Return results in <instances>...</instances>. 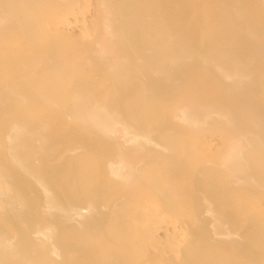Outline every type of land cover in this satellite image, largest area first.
<instances>
[{"label":"rangeland","instance_id":"rangeland-1","mask_svg":"<svg viewBox=\"0 0 264 264\" xmlns=\"http://www.w3.org/2000/svg\"><path fill=\"white\" fill-rule=\"evenodd\" d=\"M158 1L165 10L164 18L168 21L161 20L157 26L151 27L140 25V28L138 27L134 32L136 50L146 56L151 54L150 56L153 57L154 40L161 37L175 41L171 50H184L187 56L182 62L175 63L176 67L169 77L162 74L147 75L143 79V84L137 86L133 94L114 93L109 86L107 70L102 66H96L93 60L85 61L90 55L94 38L99 35L97 0H27L26 4L21 2L18 20L26 21L30 15L34 18L33 27L40 31L35 46L30 42V37L26 36L24 40L20 29L17 30L16 27L5 29L4 25L0 26V94L3 97L0 96V163L8 169L9 177L17 183V192L24 199L25 211L28 213L27 217L16 215L13 206L3 195L5 182L0 178V226L4 227L3 229L17 242L22 241L28 247L27 251L22 253L15 252V246L8 248L6 252L8 254H5L7 261L5 260L4 264H137L138 262L173 264L181 257L189 260L190 264H195L196 251L201 247L203 240L195 238L193 246L189 248L188 244L193 238L189 234L187 222L170 214L161 201L151 200L148 194H139L140 198H137L128 193L135 183L139 185H136L137 188H140V183H143L145 178L127 182L117 178L111 179L101 171L98 162L95 167L91 154L96 150L102 152L103 139L99 133L88 131L90 140L88 146L76 149L72 153L63 146L66 142L63 135L74 133L77 130L74 128L76 123L70 119L66 120L65 117L62 120L64 115L55 104L56 99L54 100L50 95V93L57 96L61 94L65 103L71 102L72 97L77 94H83L81 96L83 103H88V98L96 97L101 101L107 97L108 101L110 99L115 105L122 104L125 100L136 99L141 103V115L146 124L151 125L153 121L154 126L159 128L156 135L159 142L163 143L168 128H172V133L181 139V142L188 143L191 156L196 160L201 171L206 169L219 173L216 164L219 146H215L216 139L230 134L231 127L216 117L212 118L210 126L192 127L172 116L174 103L177 101L189 102L192 108H196L213 103L221 104V100L231 96L221 85V78L210 74L201 57L206 47L203 41L204 30L206 27L213 29L219 25L221 17L209 13L210 0ZM237 1L243 7L242 11L247 21L257 29L258 39L264 38V0ZM6 2L9 4L11 0ZM52 34L60 37L63 45L55 52L53 64L42 67L37 58L41 50L38 47ZM243 60L257 71L254 80H243L251 86L245 94L250 98L257 95L259 96L257 100L262 102L264 100L260 96L264 90L260 88L264 86V57L248 53L243 55ZM57 85L60 87L59 90ZM26 92L30 94L27 95L28 97L25 96ZM233 98L235 96L232 95L228 99L233 100ZM227 104L222 103L224 107H227ZM260 110L264 111V103ZM31 112L35 115L33 122L20 117L22 113ZM16 123L22 125L29 133L35 131L36 124L45 126L43 134L46 139V154L41 157V169L44 170L45 184L48 190H51L49 194L57 202L56 205L59 207L69 204L78 205V196H81L84 198V205L87 206L89 200L86 198V193L93 188L99 199V207L105 211L101 213H108L106 222L102 226L98 224L88 228L85 224L86 218L81 219L80 224L77 222V224L75 222L67 224L60 214V216L54 215L51 220L44 216L40 209L42 205L40 189L30 182L26 174L13 170L6 159L4 134L10 124ZM86 127L91 129L90 126ZM161 127L164 128L160 130ZM148 153H155L162 173L164 168L168 170L159 150H151L130 159L139 172L143 173L149 169L146 161ZM63 154L68 156L66 161L67 165H70L68 171L71 176L69 174L62 176L65 171L62 168L65 166ZM107 158L111 159L112 155H107ZM169 165L173 174L169 176L162 174V181L169 188L178 191V201L182 208H185L190 199L188 194H190L191 176L189 172L185 173L184 165L181 166L177 160H172ZM198 180L201 182L203 177H199ZM181 191L184 193L180 195ZM223 194L227 196L228 201L247 196L257 199L255 201L257 211L264 214V202H262L264 196L261 193L248 194L240 188H227L218 193L220 196H224ZM26 195L29 196V201ZM112 199L115 202L110 211L109 203ZM133 200L136 201V209L140 214L138 219H135ZM124 209L130 210L128 215H120ZM31 212L39 215L36 221L43 224L52 221L57 227L59 231L57 248L60 247L57 255L49 254L44 245L36 240H30V231L35 225V219L29 214ZM254 217V214H248V218L257 226ZM235 221L232 226L244 234L241 223ZM189 222L194 227V221L189 219ZM119 232L127 241L129 238L135 240L133 241L137 243L135 247L129 246L120 253L115 251L113 243H123L118 240ZM106 234L111 243L103 246L101 242ZM85 244L89 247H85ZM208 247L220 255L222 261L224 260L222 264L230 259H235L234 264L250 262L254 251L249 241L236 252H232L228 246L219 248L215 242L210 243ZM120 258L122 260H119Z\"/></svg>","mask_w":264,"mask_h":264},{"label":"bare ground","instance_id":"bare-ground-1","mask_svg":"<svg viewBox=\"0 0 264 264\" xmlns=\"http://www.w3.org/2000/svg\"><path fill=\"white\" fill-rule=\"evenodd\" d=\"M97 1L99 35L94 38L90 55L88 58L86 57L85 61L93 60L96 66H102L107 70L109 86L114 93L133 94L132 92L137 86L143 84V79L147 75L162 74L169 77L173 68L176 67L175 63L182 62L187 56L184 50H171L175 41L161 37L154 40L155 54L153 57L150 56L151 54L146 56L136 50L134 32L138 27L140 28V25L151 27L157 26L161 20L168 21L167 18H164L165 10L158 0ZM210 1L209 13L219 15L221 21L213 29L206 27L204 30L203 41L206 47L201 55L202 61L210 74L221 78L223 88L235 98L231 100L232 98L228 99L231 96H226L225 100H221V104L213 103L196 108H192V105L188 104L189 102L180 103L177 101L174 103L172 118L183 121L192 127H207L210 126L212 118L216 117L231 127L230 134L216 139L215 146H219L216 163L219 173L206 169L201 171L196 160L191 156L188 143L181 142V139L172 133V128H168V132L163 137V143L159 142L156 138L159 128L154 126L153 121L151 125L146 124L141 115V103L136 99L125 100L122 104L115 105L111 103L110 99L108 101L107 97L102 101L96 97L88 98L89 102L83 103L81 101L83 94H77L72 97L71 102L66 101L65 103L61 94L57 96L50 93V95L51 98L56 99L55 104L64 115L62 120L65 117L66 120L70 119L76 123L74 128L77 130L74 133L63 135L66 138L63 146L72 153L76 149L88 146L87 143L90 141L88 131L99 133L103 139L102 152L96 150L91 154L95 167L98 162L101 171L111 179L117 178L127 182L145 178L143 183H140V188H137L139 185L135 183L133 189L128 193L137 198H140L139 194H148L151 196V200L161 201L170 214L187 222L189 234L193 238L188 244L189 248L193 246L195 238L203 240L201 247L196 251L195 264L224 263L220 255L208 247L210 243H217L219 248L228 246L232 252H236L243 247L244 243L248 244V241L254 251L251 261L244 264H264V214L257 211V202H255L257 199L247 196L232 198L228 201L226 195H218L219 192L227 188H240L248 194L261 193L264 196V111L260 110L264 101H258L259 96L257 95L252 98L248 97L245 91L251 86L243 81L244 79L254 80L257 75V71L245 63L243 55L249 53L264 57V38L258 39L257 29L247 21L242 11L243 7L237 0ZM21 2L26 4L27 0H11L9 4L6 0H0V26L4 25L5 29L10 27L20 29L24 40L26 36L30 37V42L35 46L37 34L40 31L33 27L34 18L30 15L26 21L18 20ZM62 45L60 37L52 34L38 47L41 50L37 58L42 67H49L53 64L55 52ZM153 85L152 88L155 89ZM56 87L59 90L60 87L58 85ZM260 89L264 90V86ZM12 90L14 89L12 88ZM25 94V96L30 95L27 92ZM260 97L264 100V93ZM1 98L3 97L1 96ZM222 103H228L227 107H224ZM33 108L36 107L33 106ZM34 112L22 113L20 117L33 122L35 121ZM35 126V131L29 133L18 123L9 125L4 139L5 155L10 167L26 174L30 182L40 189L42 204L40 209L46 218L50 219L54 215L60 214L64 223L67 224L72 222L80 224V220L86 218L85 224L88 228L98 224L102 226L106 222L108 213H101L102 210L98 205L99 199L93 188L86 193V198L89 200L87 206L84 205V198L81 196H78V205L74 206L69 203L65 207L56 205L57 202L49 194L51 190L49 191L45 184L44 170L41 169L40 160L46 154V139L43 134L45 126L39 124ZM86 126H90L91 129ZM163 128L161 127L160 130ZM151 150H159L162 155L161 159L164 160V165L168 170L163 167L164 172L162 173L155 153L146 155L149 169L143 173L139 172L138 168L130 161L131 158ZM109 154L112 155L111 159L107 158ZM63 155L65 166L62 168L65 171L62 176L65 177L66 174L71 176L68 171L70 165H67L66 161L68 156L67 154ZM103 157L105 158L102 159ZM172 160H177L181 166L184 165L185 173L189 172L188 174L191 176L190 194H188L190 199L185 208H182L178 201V191L169 188L162 181V174L165 176L173 174L172 167L169 165ZM45 172L47 171L45 170ZM9 174L8 169L0 163V178L5 182L3 195L13 206L16 215L27 217L25 201L17 192V183L9 177ZM199 177H203L201 182L198 180ZM183 193L181 191L179 194ZM114 202L112 199L109 203L110 211ZM133 202V208L136 211L135 219H138L140 214L136 209V201L133 200ZM129 212V209H124L120 215L125 216ZM249 213L254 214L257 226L248 218ZM29 214L35 219L33 230L30 231V240H36L44 245L49 254L57 255L58 248H60H57L59 234L57 227L52 221L48 224L36 221L39 215H35V213ZM29 219L31 220V218ZM189 219L194 221V227L191 226ZM234 219L241 223L244 234L232 226V223L236 222ZM3 228L0 226V264L5 263V254H8L6 253L7 249L11 246H15L17 253L25 252L28 249L25 243L17 242ZM118 234H120L118 240L123 243H113L115 251L120 253L125 248L129 246L133 248L137 244L131 238L127 241L123 238L122 233ZM106 236L107 234L101 242L103 246L111 243ZM85 247H89V245L85 244ZM170 248L172 247L170 246ZM225 262H227L225 264L229 262L234 264L235 259ZM173 264H190V262L185 257H181Z\"/></svg>","mask_w":264,"mask_h":264}]
</instances>
